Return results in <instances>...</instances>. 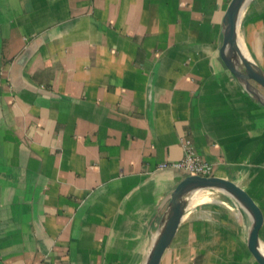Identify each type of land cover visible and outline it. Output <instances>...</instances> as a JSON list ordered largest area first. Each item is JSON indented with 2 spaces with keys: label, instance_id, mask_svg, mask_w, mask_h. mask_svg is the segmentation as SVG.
Wrapping results in <instances>:
<instances>
[{
  "label": "crops",
  "instance_id": "crops-1",
  "mask_svg": "<svg viewBox=\"0 0 264 264\" xmlns=\"http://www.w3.org/2000/svg\"><path fill=\"white\" fill-rule=\"evenodd\" d=\"M230 1L0 0V264H145L183 140L264 214V107L220 56ZM239 38L264 71V0ZM213 194L161 264H257L251 216Z\"/></svg>",
  "mask_w": 264,
  "mask_h": 264
},
{
  "label": "water",
  "instance_id": "water-1",
  "mask_svg": "<svg viewBox=\"0 0 264 264\" xmlns=\"http://www.w3.org/2000/svg\"><path fill=\"white\" fill-rule=\"evenodd\" d=\"M251 0H231L223 20V42L220 56L226 68L244 89L264 107V71L246 54L239 38L243 12ZM204 191L222 192L245 210L252 219L248 248L257 264H264L261 230L264 214L256 200L240 185L215 176L187 175L175 188L149 252L146 264H161L174 241L179 227L193 201ZM197 203V202H196Z\"/></svg>",
  "mask_w": 264,
  "mask_h": 264
},
{
  "label": "built area",
  "instance_id": "built-area-1",
  "mask_svg": "<svg viewBox=\"0 0 264 264\" xmlns=\"http://www.w3.org/2000/svg\"><path fill=\"white\" fill-rule=\"evenodd\" d=\"M184 157L182 160L164 164L160 169H172L183 172L191 176H208L213 174V167L204 162L195 152L194 145L191 140H183Z\"/></svg>",
  "mask_w": 264,
  "mask_h": 264
},
{
  "label": "rangeland",
  "instance_id": "rangeland-1",
  "mask_svg": "<svg viewBox=\"0 0 264 264\" xmlns=\"http://www.w3.org/2000/svg\"><path fill=\"white\" fill-rule=\"evenodd\" d=\"M214 192V194L212 196L215 197V200L216 201H219L221 203H224L222 202V198H221V194H224L222 192H217V191H204L203 193L200 194L199 198H198V201L197 202H202V201H208V198L211 197V193ZM210 200V199H209ZM224 201V200H223Z\"/></svg>",
  "mask_w": 264,
  "mask_h": 264
},
{
  "label": "bare ground",
  "instance_id": "bare-ground-1",
  "mask_svg": "<svg viewBox=\"0 0 264 264\" xmlns=\"http://www.w3.org/2000/svg\"><path fill=\"white\" fill-rule=\"evenodd\" d=\"M244 45H245V44H244ZM245 51H246V50H245ZM196 202H197V199H196V201H193L192 204L194 205V204H196ZM202 202H203V201H202ZM262 252L264 253V247H262ZM146 262H147V261H146ZM145 264H146V263H145Z\"/></svg>",
  "mask_w": 264,
  "mask_h": 264
}]
</instances>
